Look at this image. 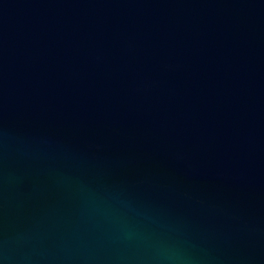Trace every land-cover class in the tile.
Segmentation results:
<instances>
[{"label": "water", "instance_id": "water-1", "mask_svg": "<svg viewBox=\"0 0 264 264\" xmlns=\"http://www.w3.org/2000/svg\"><path fill=\"white\" fill-rule=\"evenodd\" d=\"M0 264H264V0H0Z\"/></svg>", "mask_w": 264, "mask_h": 264}]
</instances>
